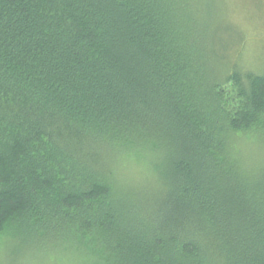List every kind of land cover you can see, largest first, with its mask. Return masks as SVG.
I'll list each match as a JSON object with an SVG mask.
<instances>
[{
  "label": "trees",
  "instance_id": "obj_1",
  "mask_svg": "<svg viewBox=\"0 0 264 264\" xmlns=\"http://www.w3.org/2000/svg\"><path fill=\"white\" fill-rule=\"evenodd\" d=\"M219 23L0 0V264H264V67Z\"/></svg>",
  "mask_w": 264,
  "mask_h": 264
},
{
  "label": "rangeland",
  "instance_id": "obj_2",
  "mask_svg": "<svg viewBox=\"0 0 264 264\" xmlns=\"http://www.w3.org/2000/svg\"><path fill=\"white\" fill-rule=\"evenodd\" d=\"M214 7L216 21H219L220 25H227V31L231 29L236 37H240L239 34L242 36L240 43V40L235 42V47L241 52L240 64L258 70L264 67V0H260L257 5L255 0H222L221 4L220 0H214ZM3 264L32 263L27 259L14 257L10 261L3 260ZM34 264L76 263L73 258L58 262L44 257L37 259Z\"/></svg>",
  "mask_w": 264,
  "mask_h": 264
}]
</instances>
